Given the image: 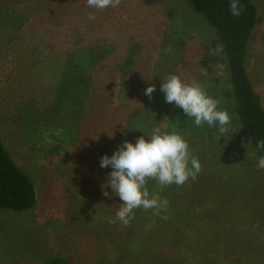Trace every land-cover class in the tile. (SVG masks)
<instances>
[{"label":"rangeland","instance_id":"obj_1","mask_svg":"<svg viewBox=\"0 0 264 264\" xmlns=\"http://www.w3.org/2000/svg\"><path fill=\"white\" fill-rule=\"evenodd\" d=\"M162 2L147 8L141 0H121L115 20L120 17L124 26L131 15L134 25L125 41L138 43L141 53L156 57L155 62L167 51L176 68L185 69L178 72L182 80L199 82L219 100V109L227 110L232 117L227 132L221 135L218 126H196L194 119L180 116L172 127L188 142L202 171L183 186L162 187L149 180L150 196L159 194L167 205L154 208L157 216L151 215L152 209L138 208L147 219L140 225L132 219L125 226L116 218L123 202L108 184L113 169L101 168L100 160L111 157L125 141L135 144L138 134L112 139L114 135L81 122L86 109L61 110L53 102L35 108L31 102L36 91L21 76L23 64L16 68L0 62V140L38 192L33 210H0V264H47L54 256L70 255L77 264H264V258L256 257H263L264 246V169L258 168L259 156L227 97L228 76L216 83L199 64L206 41L217 42L215 31L184 0ZM253 2L261 21L250 43L247 68L264 104V0ZM173 7L179 9V24L169 18ZM217 71L225 74L220 66ZM148 105L155 104L148 101L143 107ZM56 118L57 125L52 123ZM130 235L132 247L126 245Z\"/></svg>","mask_w":264,"mask_h":264},{"label":"trees","instance_id":"obj_2","mask_svg":"<svg viewBox=\"0 0 264 264\" xmlns=\"http://www.w3.org/2000/svg\"><path fill=\"white\" fill-rule=\"evenodd\" d=\"M162 1L141 0L147 8L161 6ZM184 1L202 23L215 31L217 38V42L206 41L199 64L216 83L228 76L227 97L234 103L237 121L253 150L259 157L264 156V149L257 147L258 141L264 140V104L247 68L250 43L261 21L257 5L253 0H239L243 10L239 17H234L229 11L231 0ZM109 12L87 7L86 0H0V62L15 64L16 68L23 66L22 78L36 91L35 101L31 102L35 108L53 102L61 110L86 109L81 122L103 130L107 136L114 135L112 139L126 136V132L149 139L152 130L163 121L162 132H174L173 123L187 115L175 103H167L160 89L169 74L178 75L179 70L185 69L176 68L167 51L155 62L156 57L141 53L138 43L126 42V32L134 26L133 18L126 17L122 26L120 17L115 20V8ZM168 12L169 18L179 24L178 7L169 8ZM89 13H94L95 19L90 20ZM121 43L125 44L123 51ZM218 47L223 51L216 52ZM217 66L225 74L216 72ZM153 84L156 91L150 99L145 90ZM48 93L50 98L43 101L42 96L45 94L47 98ZM148 101L155 105L143 107ZM161 114L164 117L160 119ZM58 120L52 123L57 125ZM147 120H152L149 128L145 127ZM58 128L61 130L59 125ZM37 204L34 182L0 140V210L24 212L33 210ZM136 210L133 220L140 225L148 214L140 215ZM151 215H158L154 208ZM131 236L126 245L131 244ZM249 238L256 240L254 235ZM260 254L263 257L256 256L257 261L264 258L263 245ZM47 264H77V261L71 255L54 256Z\"/></svg>","mask_w":264,"mask_h":264},{"label":"clouds","instance_id":"obj_3","mask_svg":"<svg viewBox=\"0 0 264 264\" xmlns=\"http://www.w3.org/2000/svg\"><path fill=\"white\" fill-rule=\"evenodd\" d=\"M120 3L121 0H86L87 7L97 10L116 8ZM242 10L239 0H231L229 11L232 16L239 17ZM88 15L90 20L95 19L94 13ZM215 51L219 53L223 49L218 47ZM160 90L165 94L166 102L175 103L185 115L194 119L196 126H218L221 135L227 132L232 117L227 110L219 109V100L209 96L199 82L187 83L180 76L169 74ZM155 91L153 84L146 88L145 95L152 99ZM257 147L264 149V140L258 141ZM109 166L113 171L108 176V184L123 202L116 218L125 226L134 219L135 209L148 211L167 205V200H162L159 194L150 196L149 180L157 181L162 187L183 186L190 179L195 180L202 171L201 162L192 154L188 142L177 132H162L161 127H155L149 139L141 136L135 144L125 141L111 157L103 156L100 167ZM258 168L264 169V156L259 157ZM104 195L109 193L104 192Z\"/></svg>","mask_w":264,"mask_h":264}]
</instances>
